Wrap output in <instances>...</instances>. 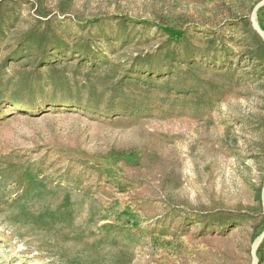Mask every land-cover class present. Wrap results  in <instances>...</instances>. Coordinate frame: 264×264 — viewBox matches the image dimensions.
<instances>
[{
  "label": "rangeland",
  "instance_id": "374dc122",
  "mask_svg": "<svg viewBox=\"0 0 264 264\" xmlns=\"http://www.w3.org/2000/svg\"><path fill=\"white\" fill-rule=\"evenodd\" d=\"M259 1L0 0V264H251L264 225ZM162 26L186 31L180 56L198 53L171 79L181 92L111 98L114 80L70 55L55 63L62 86L8 101L34 57L6 58L33 30L123 62L163 43Z\"/></svg>",
  "mask_w": 264,
  "mask_h": 264
},
{
  "label": "trees",
  "instance_id": "16d2710c",
  "mask_svg": "<svg viewBox=\"0 0 264 264\" xmlns=\"http://www.w3.org/2000/svg\"><path fill=\"white\" fill-rule=\"evenodd\" d=\"M160 31L166 35V39L155 49L143 54H137L127 61L110 62L98 49L99 47L93 46L88 40H74L70 44L58 35L50 34L47 29L41 32L33 30L18 40L17 47L6 58V60L11 62L13 58L17 56L24 57L27 53L28 56L34 57L33 61L28 62V66L32 70L18 77L13 85L14 87L7 86L8 88H5L6 91L12 89L8 101L17 103L18 100L16 99L27 98L32 102L37 98V95H35L37 89L49 87L50 85H54V88L59 87L61 84L58 82V85L55 82L56 72L59 70L55 63L69 60L70 55L71 57L76 55V64L87 67L90 74H99L106 81L114 80L112 82L111 98H125L127 96L126 90H124L126 87H137L139 85L148 88L159 85L160 87H168V89L181 92L183 88L179 86L174 88L170 84L171 79L178 76V70H182L181 65H187L188 69L195 67L194 60L198 53L190 50L188 52L185 51L180 56L175 43L185 36L186 31L168 26L160 27ZM107 39L111 40V38ZM201 54L206 59L209 56V50H205ZM224 55L225 53L223 52L220 60L223 59ZM250 55L253 56V54ZM254 57L256 60L264 61L262 55L255 54ZM101 67H104L103 70H100ZM102 71L104 72L103 74H101ZM86 92H88V95L93 94L91 89ZM87 107L89 109L98 108L97 104ZM234 220L236 219L228 222L230 223L229 225L234 223ZM224 223L222 220L216 222L217 225H224ZM258 251L259 248L257 253Z\"/></svg>",
  "mask_w": 264,
  "mask_h": 264
},
{
  "label": "water",
  "instance_id": "95a60500",
  "mask_svg": "<svg viewBox=\"0 0 264 264\" xmlns=\"http://www.w3.org/2000/svg\"><path fill=\"white\" fill-rule=\"evenodd\" d=\"M264 6V0H260L255 4L253 7L251 14H250V23L253 28V30L260 36L262 39H264V30L260 28L258 22H257V13L260 8ZM261 207H262V214L264 219V177L262 181V187H261ZM264 240V225L260 233L254 238L253 242L250 246V257H251V264H258L259 258L257 256V249Z\"/></svg>",
  "mask_w": 264,
  "mask_h": 264
}]
</instances>
